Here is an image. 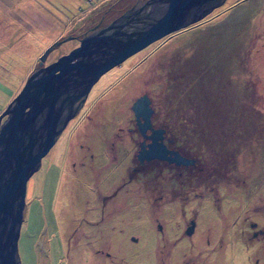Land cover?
Here are the masks:
<instances>
[{
  "label": "rangeland",
  "instance_id": "rangeland-1",
  "mask_svg": "<svg viewBox=\"0 0 264 264\" xmlns=\"http://www.w3.org/2000/svg\"><path fill=\"white\" fill-rule=\"evenodd\" d=\"M135 2L0 0V114L47 48L60 42L49 64ZM142 95L158 126L174 95L216 97L192 126H213L215 144L225 137L217 162L206 153L204 173L162 164L132 173L131 108ZM26 202L21 264H264V237L251 227L264 230V0H227L104 74L29 180Z\"/></svg>",
  "mask_w": 264,
  "mask_h": 264
},
{
  "label": "water",
  "instance_id": "water-1",
  "mask_svg": "<svg viewBox=\"0 0 264 264\" xmlns=\"http://www.w3.org/2000/svg\"><path fill=\"white\" fill-rule=\"evenodd\" d=\"M226 1H137L106 25L88 30L78 46L57 60L45 64L60 42L44 51L37 68L0 114V264H21L19 241L28 182L99 79L151 44L200 22ZM150 104V98L142 95L131 108L144 138L138 160L193 165L195 160L166 148L164 130L152 127Z\"/></svg>",
  "mask_w": 264,
  "mask_h": 264
},
{
  "label": "trees",
  "instance_id": "trees-1",
  "mask_svg": "<svg viewBox=\"0 0 264 264\" xmlns=\"http://www.w3.org/2000/svg\"><path fill=\"white\" fill-rule=\"evenodd\" d=\"M112 9L113 8L110 7V9L108 8L107 10L109 12ZM102 25H104V20H103ZM174 97H176L174 99V102L172 104H170V102H169V104H168V106H169L168 107V115L169 116L166 118L164 125L165 126H171V125L177 126L178 130L181 133V134H179V135H181L179 137V139L181 141H186V142L190 141L197 147H199V144H198L199 140H201L202 136H205V139H206L205 146H207L209 148V149H207L209 154L212 156H215L216 151H220V155H221L223 153V148L221 149L218 146V144H219V140H221L223 138V136L215 144L214 139H216L217 135L211 133V129L213 126H208V127L204 128L201 132H200L201 129L192 126V125H197V124L201 123L202 117H208L210 115L211 109H217V106L213 104L216 101L215 100L216 97H214V96L208 97V99L204 100V102H201L199 99H196V98L193 99V97H184L183 98V95H178V96L174 95ZM203 105H204L205 112L202 110ZM207 113H209V114L207 115ZM215 120H213V121H215ZM209 121L210 120H207L208 123H209ZM232 124H233V126L236 125L235 123H232ZM216 126H217V128H215L216 131L223 129L222 127H220L218 125H216ZM169 131L173 132L172 128H169ZM227 132H233V131L231 129L225 130V134ZM224 138L222 139L223 141H224ZM179 139H177V140H179ZM234 152H236V151H232V153H234ZM234 155H237V154H234ZM197 156H200V154ZM207 165H209V164L207 163Z\"/></svg>",
  "mask_w": 264,
  "mask_h": 264
},
{
  "label": "flooded vegetation",
  "instance_id": "flooded-vegetation-1",
  "mask_svg": "<svg viewBox=\"0 0 264 264\" xmlns=\"http://www.w3.org/2000/svg\"><path fill=\"white\" fill-rule=\"evenodd\" d=\"M138 1V4L139 3H141V1H143V0H136V2ZM135 2V3H136ZM133 2L132 1H130V2H128L127 4H132ZM134 3V4H135ZM133 4V5H134ZM132 5V6H133ZM131 6V7H132ZM128 7V6H127ZM130 8V7H129ZM128 9V8H127ZM126 9V10H127ZM124 12V11H123ZM101 26H104V25H102L103 24V20L99 23ZM64 41V40H63ZM63 41H61V42H63ZM79 41V40H78ZM45 64H46V62H45ZM44 64V65H45ZM87 101V100H86ZM86 103V102H85ZM85 103H84V105L82 106V108L79 110V112L83 109V107L85 106ZM152 103V102H151ZM152 106V105H151ZM153 110H154V108H153ZM79 112H78V116H79ZM155 110H154V113H153V115H152V127L153 128H155V129H162V130H164V132H163V134H162V136H163V142H164V144L166 145V148L169 150V151H177L179 154H181L182 156H184V157H186V158H188V159H193V160H195V163L193 164V165H177V164H175V163H168V162H166V161H161V160H152V161H145V162H143V163H141L139 160H138V157H137V155H138V152H139V150H140V145H141V143H142V141L144 140V138H143V135L141 134V132H140V130H139V128H138V126H137V123H136V121L134 120V126H135V132L138 134V136H139V140L140 141H138L137 143H136V145H137V147H138V149H137V152H136V154H135V156H134V162H135V166L133 167V171H132V173L134 172V174H136V173H139V172H143L144 170H146V169H148L149 167H157L158 165H160V164H162V165H165V166H167V168H169V169H171V170H177V171H179V170H187L188 171V174H194L196 171H198V172H202V173H204V172H206L205 171V165H207V163L205 162V160L207 159V160H209V161H212L213 160V162H217L216 160H217V158L219 157L218 155H220V151H216V153H215V156H212V155H210L209 154V152H205V148H206V146H205V143H204V140H202L201 141V143L199 144V149H198V151L201 153L200 154V156H196L195 154L194 155H191L190 154V152L188 153L187 151H186V149L185 150H183L182 149V147L179 145V140H177L176 138H175V136H174V134H172V132H170L169 131V128H170V126H165V125H162V126H158V125H156L155 124ZM77 115H76V117H77ZM75 117V118H76ZM74 118V119H75ZM129 131L130 132H134L133 131V129H129ZM151 134V131H147V135H150ZM203 138H205V136H202V139ZM132 139V138H131ZM150 142V140L149 139H147L146 140V143H149ZM182 142H184L185 144L186 143H188V142H186V141H182ZM112 149L113 150H115V148H114V142H112ZM219 152V153H218ZM206 153H208V155H209V157L212 159L213 157H215L214 159H212V160H210L209 158H207V154ZM206 154V155H205ZM218 156V157H217ZM221 156V155H220ZM205 163V164H204ZM216 164V163H215ZM221 171V170H220ZM180 175H182V172H178V175L177 176H180ZM203 175H205V174H203ZM191 223H194V221H192ZM195 224V223H194ZM251 227L253 228V237L254 238H263L264 237V230L263 229H261V228H258L257 227V225L255 224V223H252L251 224ZM194 231V230H193ZM192 234H193V232H192ZM191 234V235H192ZM261 236H263V237H261Z\"/></svg>",
  "mask_w": 264,
  "mask_h": 264
},
{
  "label": "crops",
  "instance_id": "crops-1",
  "mask_svg": "<svg viewBox=\"0 0 264 264\" xmlns=\"http://www.w3.org/2000/svg\"><path fill=\"white\" fill-rule=\"evenodd\" d=\"M26 199H27V197H26ZM26 205H27V202H26ZM24 224V223H23ZM23 226V225H22Z\"/></svg>",
  "mask_w": 264,
  "mask_h": 264
}]
</instances>
